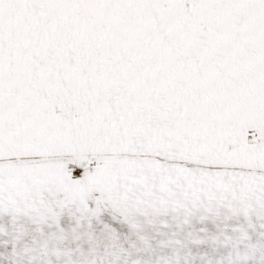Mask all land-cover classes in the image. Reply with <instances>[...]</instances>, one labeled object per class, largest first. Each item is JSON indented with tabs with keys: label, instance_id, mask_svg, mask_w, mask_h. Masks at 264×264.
<instances>
[{
	"label": "snow or ice",
	"instance_id": "obj_1",
	"mask_svg": "<svg viewBox=\"0 0 264 264\" xmlns=\"http://www.w3.org/2000/svg\"><path fill=\"white\" fill-rule=\"evenodd\" d=\"M0 264H264V0H0Z\"/></svg>",
	"mask_w": 264,
	"mask_h": 264
}]
</instances>
